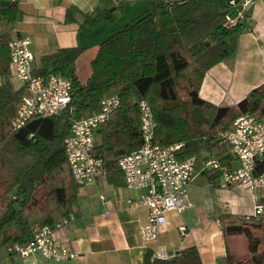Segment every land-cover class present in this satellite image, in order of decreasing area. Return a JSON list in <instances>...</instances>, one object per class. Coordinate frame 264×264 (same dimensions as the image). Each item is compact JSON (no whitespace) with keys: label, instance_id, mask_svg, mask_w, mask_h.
I'll return each instance as SVG.
<instances>
[{"label":"trees","instance_id":"obj_1","mask_svg":"<svg viewBox=\"0 0 264 264\" xmlns=\"http://www.w3.org/2000/svg\"><path fill=\"white\" fill-rule=\"evenodd\" d=\"M156 13L139 16L102 41L90 63L91 75L81 83L70 69L85 49H61L41 57L35 74L67 76L72 83V113L30 119L14 131L11 122L23 97V89L11 84L7 35H0V248L25 245L43 228L54 230L77 206L75 184L65 156L64 140L70 120L99 111L100 101L117 96L119 108L97 131L95 157L101 170L122 176L118 162L142 144L138 103L151 108L155 129L153 143L161 148L181 144L177 158H197L201 151L228 153L220 135L236 118L249 114L264 118V85L252 90L237 105L215 107L198 95L204 74L230 56L238 35L247 31L242 21L225 28L227 16H235L244 0H154ZM258 1V0H252ZM16 3L0 0V21L12 22ZM123 8L104 10L87 17L80 26L91 30L99 24H115ZM71 21V11L67 14ZM191 60L196 68L191 69ZM186 100L179 97L181 83ZM228 157V156H227ZM226 157V158H227ZM223 158L219 161L222 165ZM218 186L220 169L207 172ZM254 177L264 176V156L255 161ZM226 236H242L248 258L228 264H264V224L253 219L220 216ZM143 264H201L194 248L167 260L150 255Z\"/></svg>","mask_w":264,"mask_h":264},{"label":"crops","instance_id":"obj_2","mask_svg":"<svg viewBox=\"0 0 264 264\" xmlns=\"http://www.w3.org/2000/svg\"><path fill=\"white\" fill-rule=\"evenodd\" d=\"M130 2L155 7L154 0H17L12 22L3 26L0 21V35H7L9 40L17 36L30 39L34 70L40 67V59L45 55L61 49H85L70 68L81 82L76 64L80 61L90 64L102 42L86 46L83 34H93V38L99 39V30L122 20ZM122 8L123 14L115 12L119 20L115 24L102 23L87 31L80 27L87 17L95 18L104 10ZM69 11L71 21L67 19ZM244 22L248 30L238 35L233 53L212 66L202 79L198 95L215 107L235 106L252 90L264 85V0L249 6ZM20 88L18 85L15 89ZM226 150L228 153L222 154L216 148L211 152L203 150L205 156L201 160L198 159L201 152L198 154L188 188L192 206L179 214L169 213L155 243L144 244L139 235L140 228L148 222V210L136 202L145 191L127 189L120 173L113 175L101 170L94 182L79 186L77 206L69 215L74 219L53 230L55 244L76 253L75 260L52 262L41 256L22 260L7 254L2 261L6 264H143L144 257L153 258L157 249L175 256L194 248L201 264H228V256L235 260L246 253V240L242 236H226L220 216L240 220L250 216L254 203H264V187L249 193L237 185L225 189L213 186L208 170L204 169L207 159L220 161L228 156L222 162L223 167L229 170L238 167L228 146ZM180 226L189 230L186 236L179 233Z\"/></svg>","mask_w":264,"mask_h":264},{"label":"built area","instance_id":"obj_3","mask_svg":"<svg viewBox=\"0 0 264 264\" xmlns=\"http://www.w3.org/2000/svg\"><path fill=\"white\" fill-rule=\"evenodd\" d=\"M252 3V0L240 3L237 14L226 17L224 27L231 28L244 21L246 11ZM229 4L235 5L233 0ZM29 46L30 39L21 36L14 37L7 44L11 75L23 89L21 103L11 122L14 131L20 130L30 119L56 117L73 111L71 80L62 74H35L34 57ZM119 106L120 99L117 96L105 97L100 101L97 113L70 120L64 151L76 185L83 186L94 182L101 171L102 163L94 153L96 134ZM138 109L141 147L121 158L118 168L127 189L145 191L136 202V205L148 210V222L140 228L139 235L144 244H151L157 241L159 229L166 223L169 213L179 214L192 206L188 188L194 176L196 158L178 160L176 154L181 144L167 148L155 145L153 137L156 124L152 110L145 101L138 103ZM220 137L228 146L231 156L238 162V167L233 170L226 169L214 158L204 162L205 170L222 171L219 187L225 189L237 185L249 193L257 187H264V176H253L255 161L264 156V118L240 115ZM73 219V216H68L57 227L65 226ZM245 219L264 222V203H254L251 215ZM178 231L182 236L189 233L185 226H180ZM6 251L8 255L22 260L33 256H41L52 262L73 261L77 258L76 253L55 244L53 230L49 228L38 231L27 244L8 246ZM172 257L161 249L153 254V258L158 260Z\"/></svg>","mask_w":264,"mask_h":264},{"label":"rangeland","instance_id":"obj_4","mask_svg":"<svg viewBox=\"0 0 264 264\" xmlns=\"http://www.w3.org/2000/svg\"><path fill=\"white\" fill-rule=\"evenodd\" d=\"M141 14H153L154 15L155 14V7L152 4H149V3L148 4L147 3L142 4V3H137V2L128 3V5L126 7V13H125V16L123 17V19L120 20L114 26H107L106 25L103 28H101L99 30V31H101V37L99 39L93 38V34H91V35L83 34L84 35L83 37H86V40L84 41L86 46H92L96 42L104 41L109 36H111L114 32H116L117 30H120L124 25H127V24L133 22ZM108 30L110 32L107 33ZM90 49L88 51H91ZM195 64L196 63H194V61L191 60V67H192L191 69H194V68L197 67V65H195ZM75 69H76V72H77V74H78V76H79V78L81 80V83H85L87 81V79L89 78V76H90V64L89 63H83V62L80 61L78 65L76 64V68ZM11 84H12V86L14 88H16L19 85L14 78L11 79ZM185 88H186V86L182 82L181 83V88L179 89V97L183 101L186 100V97H187V90ZM96 139H97V135H96ZM204 156H205V153L201 152L199 157H198V159L201 160L202 157H204ZM262 249H264V247H262ZM7 254L8 253L6 251V248H4V247L0 248V261H2L3 260L2 257L4 255H7ZM247 258H248V256H247V244H246V253L241 255V256H239L236 259V262L246 260ZM1 263L2 264H6V262L4 263L3 261Z\"/></svg>","mask_w":264,"mask_h":264}]
</instances>
